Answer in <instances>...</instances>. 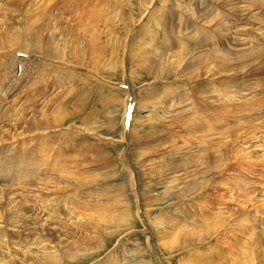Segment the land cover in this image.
<instances>
[{
  "label": "rangeland",
  "instance_id": "obj_1",
  "mask_svg": "<svg viewBox=\"0 0 264 264\" xmlns=\"http://www.w3.org/2000/svg\"><path fill=\"white\" fill-rule=\"evenodd\" d=\"M70 1L60 0L77 9L59 57L47 59L46 89L0 108V169L9 167L0 192H22L31 168L50 180L59 169L76 185L61 186L60 200L32 201L66 227L80 220L88 229L68 227L74 258L61 264H264V0ZM8 8L0 1V73L19 74L46 58L9 46L26 30L19 48L32 47L41 22L8 20ZM212 47L222 56L214 79L204 69ZM210 81L216 94L205 98ZM30 103H43V115L18 135L11 115ZM216 149L219 169L198 172ZM162 221L154 235L152 222Z\"/></svg>",
  "mask_w": 264,
  "mask_h": 264
},
{
  "label": "bare ground",
  "instance_id": "obj_2",
  "mask_svg": "<svg viewBox=\"0 0 264 264\" xmlns=\"http://www.w3.org/2000/svg\"><path fill=\"white\" fill-rule=\"evenodd\" d=\"M0 1H4L5 4L10 5V8H8V9L11 10V17L8 20L18 19V21L19 20L23 21L27 17H30V19L33 20L32 23L36 22L37 20L41 22L40 28L37 29L36 32H33V39L35 41L32 42V47L30 46V48L29 47L19 48V47H21L22 44H19L18 42H20V43L22 42L21 39L24 36V34H25V36L30 34V32H26V30H24L21 32V34L14 36L13 41H12V45L9 46L8 51L13 52V50H17V51L22 50V51L28 52V53H30V52L35 53L36 55H39V53H40V54H44V57L46 58V59L42 60V59H40L42 56L39 55V62L33 63V61H31L32 64L24 62L23 65L25 68H23V71H22V69H20L19 74H15V72H14L15 68H13V67L12 68L8 67V70L4 74L0 73V108H1L5 104V100L12 95L19 96V95H22L21 93L25 92L24 94L26 96H32L33 97V95L36 96V94L40 93L39 92L40 89L45 87L46 82H45L44 77H45L47 70L50 68L48 66L51 65V64L49 65V62L47 61V59L59 57V49L61 47L59 46L58 43H60L61 40H63V34L64 33L71 31L73 25L70 23H71V21H73V19L69 15L74 10H76L77 7H75V6H74L75 8L71 7V5H68L69 3H66V2L63 3V2H60V0H16L13 3H11L12 0H10L9 2H6L7 0H0ZM63 1H65V0H63ZM71 1H73V0H71ZM71 1H70V3H71ZM74 1H76V0H74ZM85 1H87V0H85ZM172 1L176 4V2L179 0H171V2ZM79 2H80V0H79ZM81 2H82V0H81ZM160 2H164V0H160ZM72 5H74V4H72ZM156 6L157 5H155L153 8L155 9ZM211 17H213V16H211ZM28 20H29V18H28ZM211 20H210V22H211ZM141 23H143V22H141ZM213 23H216V22H213ZM36 24H38V23H36ZM35 26L37 27V25H35ZM44 27H45V30H44ZM28 28H29V26L26 29H28ZM43 32H44V34H43ZM254 33H252V34H254ZM219 34H220V32H219ZM39 35H41L42 38H40ZM38 43L41 44L42 47L37 46ZM200 43H202V44L207 43L208 44L209 42L205 39L202 40V38H200ZM212 43L213 42L209 43L208 45L210 46ZM16 47H18V48H16ZM204 49H205V47H204ZM40 50H42V52ZM197 50H199V49L197 48ZM201 50H202V48H201ZM206 50L209 51L208 48ZM210 50H211V53H213V54L217 53L219 51L218 50L217 52H214L213 47ZM44 51H46V52L44 53ZM218 54H220V53H218ZM213 57H214V59L211 60L213 65H211V63H209L208 65L204 64V69H205L207 74L213 73V74H211L212 75L211 77H213V79H214L215 77H218L221 74V72L218 71V70H220L221 64H218V63H219V60L222 59L221 58L222 56L219 57V56H217V54H214ZM24 60H26V59H24ZM28 60H26V61H28ZM31 60H33V59H31ZM207 62H210V61H207ZM59 63H61V62H59ZM47 67H48V69H47ZM145 68H147V67H145ZM214 71H218V72H214ZM27 78L29 81H27ZM57 81L55 80V82H57ZM60 81H62V80H60ZM210 82H212V81H210ZM213 84L215 86L213 85L212 87H210V90L205 91V93H208L209 95H206L203 97L207 98L210 95L212 96V95L216 94L214 90L217 88V85L215 83H213ZM45 89L46 88H44V90ZM28 99H31V98H28ZM29 102H30V100H29ZM43 103L41 104L40 107H39V105L37 106L34 103H30V106H29V104H27V107L24 110H22V112H20V111L14 112L11 115V117H12L11 118L12 130L18 132L19 129L21 130L29 122L34 121L36 113H39V115H43V113L41 111L43 108L42 107ZM204 125L206 128L210 129L212 126L216 125V121H215V119H213V121H212V119L205 120ZM54 131H56V130H54ZM57 132H58V129H57ZM131 132H132V130H131ZM18 135H21V133L18 132ZM121 138H122V134H121ZM129 141H131V143L133 144L132 140H129ZM132 144H130L131 148H132ZM131 151H133V150H131ZM221 156L222 155H219L218 149H216L215 153H214V160L210 161L208 157L205 158L204 160H201L200 162H202V164H200V166H198V167H203L204 170L202 172V170L199 168L198 172H201L202 174H208L211 172L212 167H215L217 169L218 164L221 162V160H219V158ZM134 157H132V158L134 159ZM4 160H1L2 163H4L6 161V160L5 161ZM27 161H29V160H27ZM16 164H18V163H16ZM53 165H54V162H53ZM7 166L8 165H6V167ZM30 166H32V165H30ZM35 166H37V165H35ZM140 166H142V163ZM33 167H34V165H33ZM137 167H139V166H137ZM5 168H3L2 170L0 169V172L1 171H7L8 172V170ZM7 168L9 169V167H7ZM30 168H28V169H30ZM38 168H40V167H38ZM38 168H36V169H38ZM10 169L15 170V168H13L12 166H10ZM31 169L29 171L31 176L29 175L28 178L25 177L24 178L25 180H23V181H26V183H28V184H26L24 187H22V192H19V194L18 193L17 194L16 193H10V192H3V193L0 192V264H61V263H63V259L65 260V259H69L72 257L74 258L73 253L69 251V250H71V248H70L71 243L69 240L70 231L67 230V229H69L68 227H70V230L74 229V232H76V230L79 229V227H82L83 230H88L87 227L83 223L80 222V220L77 223L71 222L70 225L68 227H66L62 222L57 220V216H54V214H52L51 212H49V210H47L45 208L46 207L45 205L43 206V204H41L39 207H35L33 205L32 201L36 200L37 198H39V199L40 198H49L50 195L54 199L56 198V200H60L53 195H57L60 192L59 189L61 188V186L62 187L64 186L66 188H69V187L75 188L76 185H74L69 180V178L61 175L59 169H56V170L54 169L55 173H57V177H55V176L51 177V180L47 179V178L41 179L39 177H34V176H36V174L34 173L35 175L33 176L31 174L33 169L32 170ZM16 171H18V170H16ZM33 171H35V170H33ZM220 174L221 173H218V175L215 174V176H213V178L211 179L212 180L211 183L213 182L211 184L212 185L211 188H214V190L217 187L219 188V185L221 184L220 183L221 181H217V178H216ZM139 176H143V171H142L141 175H139ZM16 178H18V177L16 176ZM52 178H55V180L52 181ZM131 184L133 186L132 177H131ZM207 185H210V184L208 183ZM154 186H157V185L154 184ZM64 187H63V189H65ZM1 191H3V190L1 189ZM151 191H153V189ZM219 194L218 193L215 194L216 195L215 200L216 199L218 200ZM43 196H46V197H43ZM219 196H221V195H219ZM34 197H36V199H34ZM64 197H65V195H64ZM246 199H250V198H246ZM240 209L242 210V207ZM127 215L128 214H127L126 209H123L120 211V219H123V220L127 219ZM59 219H60V217H59ZM152 223H153V227H154V235H156V234L159 235L160 233H162L163 227H165L164 222L162 221V222H159L157 224L155 222H152ZM141 233H142V231H141ZM190 233H192V232L190 231ZM43 235L44 236L48 235L49 238L52 237L55 240L49 241V244H46V245L42 244V241L37 236H43ZM64 241L65 242L69 241L68 242L69 244L63 243ZM159 241H161V240H159ZM262 246L263 247L260 246L261 252H263V254H264V245H262ZM64 248L67 250H64ZM60 251L62 252V254L60 253ZM258 251H259V249H258ZM69 262H71V261L69 260Z\"/></svg>",
  "mask_w": 264,
  "mask_h": 264
},
{
  "label": "water",
  "instance_id": "obj_3",
  "mask_svg": "<svg viewBox=\"0 0 264 264\" xmlns=\"http://www.w3.org/2000/svg\"><path fill=\"white\" fill-rule=\"evenodd\" d=\"M130 105H132V101L129 102V106H130ZM129 106H128V107H129ZM127 110H128V111H127V114H126V115H129V113H128V112H129V109H127ZM127 118H128V116H127Z\"/></svg>",
  "mask_w": 264,
  "mask_h": 264
}]
</instances>
